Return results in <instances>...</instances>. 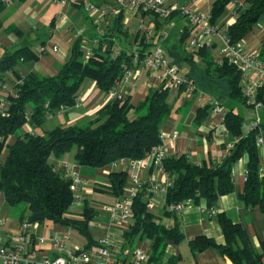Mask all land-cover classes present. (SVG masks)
I'll use <instances>...</instances> for the list:
<instances>
[{"label": "trees", "instance_id": "1", "mask_svg": "<svg viewBox=\"0 0 264 264\" xmlns=\"http://www.w3.org/2000/svg\"><path fill=\"white\" fill-rule=\"evenodd\" d=\"M8 1L11 0H0V12ZM86 1L97 10L107 13V23L100 24L101 33L94 32L96 44L87 54L81 47L82 38L75 37L67 60L55 76L28 73L21 77L15 72V66L37 61L36 55L28 47L13 51L4 49L0 58V94L5 73L12 74L16 83L12 86L13 94L0 99V157L6 152L4 160L0 162V194L7 207L24 205L29 213L27 222H50L73 229L84 239L83 248L89 249L96 242L89 236L87 224L101 213L89 208L87 200H82L79 218L70 216L69 209L75 201L70 190L71 181L54 169L49 158L58 160L73 147V159L79 167L100 169L119 160L144 158L162 146L160 127L173 112L167 102L170 87L175 86L176 99L180 103L185 85L162 81L157 89L148 90L145 97L134 106L129 97H110L84 125L55 126L42 136L31 132L17 135L18 129L25 124L32 128L40 127L57 110L74 106L85 81H92L97 90L107 95L111 90L117 91L125 72L136 69L151 53L149 48L155 47L163 50L169 64L174 65L178 72L181 66L189 68V73L183 78L193 86V93L209 92L217 101L225 99L247 105L240 93V73L226 62H213V45L197 50L184 48L183 44L193 30L192 25L182 27L168 47V40L172 36L168 34L163 39L162 32L176 18H186L178 10L162 18L139 8L136 12L140 18H146L151 27L148 30H131L123 24L124 8L118 2ZM180 1L183 5L193 0ZM236 1L211 0L206 15L207 25L218 30L221 25L216 22L224 7L229 3L234 4L233 22L221 32L229 44H240L264 16V0H243L242 4ZM96 23L98 27V21ZM8 31L21 36L20 30L15 27L8 28ZM40 51H43L42 48ZM257 57L264 62V35L260 40ZM196 62L203 66L199 73L191 69L196 68ZM192 98L186 100L183 107L189 106ZM27 105L28 111L25 109ZM208 112V105L198 106L192 123L201 124ZM241 124L242 118L231 110L223 114L220 123L222 130L230 137L240 138L217 165L207 162L195 165L185 155L166 156L160 161L161 170L170 182L163 194V209L159 214L149 212L143 199V190L139 191L131 199L129 225L121 234L123 247L133 249L135 243L148 241L150 253L147 262L159 264L165 245L183 240L175 215L177 211L168 210V206L186 203L195 205L204 200L207 208H212L219 197L233 191L232 167L243 156H246L245 173L238 200L247 209L257 207L264 216L263 182L258 174V131L252 130L241 136ZM10 137L14 138L12 144H8ZM126 179V172H113L107 176L105 183H95L92 189L120 199L127 186ZM165 217L171 221L168 226L160 223L161 218ZM215 220L221 241L217 243L203 235L193 238L187 244L192 256L212 248L231 264H261L264 243L259 244V252L253 251L239 224L232 223L223 214H216Z\"/></svg>", "mask_w": 264, "mask_h": 264}, {"label": "crops", "instance_id": "2", "mask_svg": "<svg viewBox=\"0 0 264 264\" xmlns=\"http://www.w3.org/2000/svg\"><path fill=\"white\" fill-rule=\"evenodd\" d=\"M110 1L118 2L117 0ZM242 1L237 0L236 3L242 4ZM165 2L166 4L175 6H184L190 11L206 16L211 0H193L183 5L180 0H165ZM233 8L230 17H227L224 23L221 24V30L233 22L235 15ZM105 9L107 10V8ZM101 11L104 10L88 12L79 3L70 1L64 5H61L59 0L8 1L4 9L0 12V58L4 53V49L13 51L21 47H28L36 55L37 61L27 64H17L14 68L15 72L21 77L28 73H39L49 77L55 76L60 66L68 58L69 48L75 39L74 36L76 33H79L85 40L84 51L86 54L95 46L96 39H94L93 34L94 32L99 34L98 32L101 30L99 27L101 22L99 21L104 19ZM106 19H108V15ZM96 21H98V27L95 26L97 24ZM182 21L186 23L187 19L176 18L166 27L167 31L170 29L169 35L172 33L174 27ZM123 24L125 26L128 25L131 30H135L137 28L139 29L140 24L147 25L150 22L146 18H140L139 14L134 12V10L124 7ZM186 26H190L188 22L183 27ZM10 27H15L20 30L21 36L8 31ZM258 27L257 30L253 29L241 42V46L249 52H258L260 40L264 35V27L262 25ZM193 31L194 28L188 37L192 36ZM171 36L172 38L169 40L168 47L172 45L171 41L174 36L173 34ZM217 39L216 36L212 38L213 50H216L213 53L215 56L221 47L218 41L219 39ZM215 41L220 45L217 49H215ZM52 47H55L56 50L52 51ZM41 48L43 50L42 52L40 51ZM202 69V64L196 62L197 73ZM14 83H16V80L12 74L5 73V82L1 89V94L4 96L8 94L12 95V86ZM158 86L159 84L156 81L146 74L141 73L136 79H128L119 88L118 95L121 99L129 97L131 105L134 106L145 97L148 90H155ZM209 94V92H204L203 95ZM109 98L107 94L97 90L92 81H85L78 92L74 106L65 109L61 108L46 120H56L62 126L86 124L110 100ZM202 102V95L195 93L189 106L183 107L184 102L179 103L177 109L182 110L184 116H188L189 118L186 120L187 123H183L181 117H171L170 114L164 120L160 127L162 147L167 156L185 155L195 165L202 162L217 165L229 154L230 148L240 137H230L226 134L225 137L223 136L224 138H219V135L225 131L222 130L218 116L211 113L210 110L201 124H193V114L198 106H203ZM219 103L223 105L225 112L231 110L234 113L232 109L224 107L227 104L225 99L220 100ZM249 109L255 115L254 120H257L258 125L257 135L262 140L260 144H257V153L258 168L260 169L258 174L263 182L264 193V127L262 124V122L264 123V106L256 110ZM254 120H250L244 126L241 124V136H245L248 132L252 131L249 129V124ZM173 135H175V138L171 137ZM13 141L14 138L10 137L8 144H12ZM245 163L246 156H243L233 165V191L217 199L211 208L214 215H209L204 200H200L195 205L189 203L187 206L175 212L176 219L183 233V240L176 244L167 243L159 264H231L229 260L222 257L212 248L195 256H192L188 250V242L198 236L203 235L212 238L217 243L221 241L219 227L215 220L216 214H223L232 223L239 224L245 233L250 249L256 252L260 251L259 244L264 243V216L257 207L247 209L238 200V193L241 191L244 181ZM51 164L55 170L63 174L69 173L81 178L82 183L78 193L79 201L85 200L87 197L91 198V203H88V207L97 211L102 206L110 205L118 199L93 191V184L105 183L107 176L113 172L124 171L127 174L131 172L128 164L116 163L114 166H111V164L105 168L95 169L97 175L94 177L91 170L77 166L73 156L70 157L69 153L64 154L58 160L52 159ZM139 178L143 180V199L146 202L147 210L153 214H159L164 205V195L160 189L168 181L165 174L151 166L141 172ZM83 184H85L87 189H81ZM123 195H125V190L123 191ZM78 205H80V202ZM28 215L29 213L25 207L19 211L7 207L0 194L1 239L11 245L12 241L10 240V236L17 233L20 222H26ZM160 223L163 226H168L171 221L165 217L161 218ZM87 231L93 241L96 242L97 237L103 234L109 235L113 240H119L125 230L120 222H111L106 214L101 213L100 216L88 222ZM75 234L80 236L75 230L68 227L59 226L50 222L37 224L35 229L28 230L24 238L25 251L32 252L35 256L40 257L42 255L51 256L53 251L47 241L48 236L57 238L65 247L82 249L84 243L78 245L74 236ZM36 238L43 239V245H38ZM82 240L84 241L83 238ZM90 248L94 247L92 246ZM133 248H139L150 253V243L145 240L135 243ZM261 264H264V256L261 257Z\"/></svg>", "mask_w": 264, "mask_h": 264}, {"label": "built area", "instance_id": "3", "mask_svg": "<svg viewBox=\"0 0 264 264\" xmlns=\"http://www.w3.org/2000/svg\"><path fill=\"white\" fill-rule=\"evenodd\" d=\"M75 2L79 0H59L61 5L67 2ZM119 5L128 7L132 10L142 9L147 10L159 17H166L170 12L179 11L188 16L190 25L193 26L194 31L185 42V47L191 50L201 49L207 47L212 42V38L216 36L221 42V47L217 53L216 62H226L227 65L234 67L240 73V92L243 96L245 105L256 110L264 106V62L259 60L256 53L244 51L240 44H229L220 31H215L207 26L205 18H201L184 6H175L172 4H165L164 0H117ZM84 9L88 12H94L90 4L81 0ZM116 11H113L115 13ZM149 25V29H150ZM163 39L166 37L165 31L162 32ZM52 51L56 48L52 47ZM141 73L146 74L156 82L169 81L173 84L185 85V98H188L191 91L194 89L183 77L178 76V70L174 65L169 64L164 56L161 48L155 47L148 57H145L136 69L126 71L123 80L117 87V91L111 90L108 94L112 98H120L118 95L119 88L128 80L136 79ZM261 90L260 97H256ZM203 105H208L211 108V113L218 115L221 123L223 111L214 98H204ZM257 127V120L249 124V129L254 130ZM225 136V133L220 134L219 137ZM172 138L175 135L171 136ZM162 141V137L160 134ZM257 144L261 143V138L256 140ZM163 147H159L153 152L146 155L145 158L128 161L119 160L116 163L128 164L130 173L127 174V186L125 187L126 196L119 201L102 206L100 213L107 215L110 221L118 220L124 227V230L129 225V207L131 199L141 189V180L139 174L141 171L153 166L159 171L160 160L164 157ZM260 170H258V173ZM64 177L70 179V190L74 196L79 193L80 180L76 175L64 174ZM170 184L169 181L161 187L160 191L164 194L166 187ZM181 204L169 205L168 210L179 211ZM209 215H214L213 210H208ZM36 222H20L17 233L10 236L11 245L3 241L0 237V263L1 264H149L147 262L149 253L139 248H125L122 240H113L109 235L103 234L97 237L94 248L89 249H70L54 237L48 236L47 241L53 251L51 256L42 255L35 256L32 252L25 251L24 238L29 229H35ZM39 245L43 244L44 240L36 238Z\"/></svg>", "mask_w": 264, "mask_h": 264}, {"label": "rangeland", "instance_id": "4", "mask_svg": "<svg viewBox=\"0 0 264 264\" xmlns=\"http://www.w3.org/2000/svg\"><path fill=\"white\" fill-rule=\"evenodd\" d=\"M180 4V3H179ZM234 7V4L233 3H229V4H227L225 7H224V10H223V13L221 14V16L219 17V19L217 20V25H221V24H223L224 23V21H225V19L227 18V17H230V15L232 14V8ZM136 10L137 9H134V12H136ZM182 14V13H181ZM207 15V14H206ZM185 16V15H184ZM185 19H187V17L185 18ZM188 22V24H190L189 23V21H188V19H187V21H186V23ZM260 22H261V24H260ZM185 22H180L179 24H177L175 27H174V29H173V31H172V33L171 34H173V39L175 40L176 39V37H177V35H178V30L181 28V27H183V26H185V24H186ZM148 25L149 24H147V25H143V24H140V26H139V29H144V30H148L149 28H148ZM260 25H262L263 27H264V16H262V18H260L259 19V21L253 26V28H252V30L254 29V30H257V28H259L258 26H260ZM126 26H128V25H126ZM138 29V28H137ZM136 30V29H135ZM218 30H221V28H218ZM223 30V29H222ZM221 30V31H222ZM165 33H166V36H167V32H168V34H169V32H170V29H168V31L166 30V28H165ZM82 37V36H81ZM83 38V37H82ZM170 40V39H169ZM169 40H168V42H169ZM187 40V39H186ZM186 40H185V42H186ZM218 40V39H217ZM219 41V40H218ZM185 42H184V44H183V46H184V48L186 49V50H190V49H187L186 47H185ZM220 42V41H219ZM168 44V43H167ZM215 44H216V47H215V49H217V47H219L220 45H221V42H220V45H219V43L217 42V41H215ZM256 44H257V42H256ZM213 44L211 43V45L210 46H212ZM81 46H82V44H81ZM209 46V47H210ZM209 47H206V48H209ZM151 51L153 50V48H149ZM84 50V49H83ZM213 51V53H215L216 52V50H212ZM214 56V60H213V62L215 63V64H217L216 63V57H217V55L215 56V55H213ZM193 71H194V73H197V70H196V68H191ZM189 73V68L188 67H185V66H181L180 68H179V72H178V76H180V77H183L185 74H188ZM195 90V89H194ZM176 88H175V86H172V87H170V89H169V92H168V96H167V102L170 104V106H171V110H173V112H171V117H176V118H180L181 117V119H182V122L183 123H187L186 122V120H187V118H189L188 116H184V113H183V111L182 110H180V109H177V107H178V105H179V102L176 100ZM195 93H200V94H204V92H202V91H195ZM5 98V96L3 95V94H0V99L1 100H3ZM175 99V100H174ZM181 101L182 102H185V101H183L182 99H181ZM225 101H227V104H226V106L224 105V107L225 108H228V109H232L233 111H234V113H236V114H238L241 118H242V126H244L245 124H247L250 120H254V118H255V115H254V113H253V111L251 110V109H249V108H247V107H245L244 105H242V104H240L239 102H236V101H230V100H225ZM230 106V107H229ZM25 109H26V111H28V109H29V106L27 105L26 107H25ZM174 110H176V111H174ZM259 115V114H258ZM49 118V117H48ZM59 122H57L56 120H45V122L40 126V127H37V128H32V127H29L27 124H25L22 128H20V129H18L17 130V132H16V134L17 135H21V134H23V133H25V132H31V133H33L34 135H39V136H42V135H44L47 131H49V130H51L53 127H55V126H53V125H56V126H62V124H58ZM262 124H263V127H264V123L262 122ZM84 125V124H83ZM257 131H258V128H257ZM258 138V137H257ZM74 150H75V148L73 147L72 149H71V151L69 152V156L70 157H72L73 156V154H74ZM5 155H6V152L4 151L2 154H1V157H0V162H2L3 160H4V158H5ZM52 160V158H49V161H51ZM81 168H86V169H89V170H91L92 171V173H93V176L94 177H96L95 175H97L96 174V171H95V169H93V168H89V167H81ZM91 182V181H90ZM81 189L82 190H84V189H87V187L85 186V184H83L82 186H81ZM85 200H87L89 203H91V198H89V197H87V198H85ZM24 207V205H18L17 207H13V210H15V211H19L20 209H22ZM80 211H81V205H72V207L69 209V214H70V216L71 217H73V218H79V214H80ZM75 236V238H76V240H77V244L78 245H80V244H83L84 243V241L82 240V238L80 237V236H78L77 234H75L74 235ZM127 247V246H126ZM150 264V263H149Z\"/></svg>", "mask_w": 264, "mask_h": 264}, {"label": "bare ground", "instance_id": "5", "mask_svg": "<svg viewBox=\"0 0 264 264\" xmlns=\"http://www.w3.org/2000/svg\"><path fill=\"white\" fill-rule=\"evenodd\" d=\"M84 1L87 2L86 0H84ZM75 2H76V1H75ZM77 2L82 4L81 0H79V1H77ZM164 3L166 4L165 0H164ZM88 4H89V3H88ZM82 6L84 7L83 4H82ZM92 8L94 9V11H95V10L97 11L96 8H94V7H92ZM192 12H193L194 14L198 15V16L201 17V18H205V19H206V17H207V16H203V15H201V14L195 13L194 11H192ZM101 13H102V15L104 16V19H103L102 21H99V22H101L100 24H104V25H105V24L107 23V20H108V19H106L107 13H105L104 11H101ZM182 15H185V16L187 17V19H188V16H187L186 14H183V13H182ZM188 21H189V19H188ZM189 23H190V22H189ZM149 25H150V24H149ZM149 25H148V28H149ZM207 26H208V25H207ZM99 27H100V26H99ZM208 27H209V26H208ZM209 28H210V27H209ZM215 31H220V32H222L221 30H215ZM99 32L101 33V30H100ZM75 37H81V35H80L79 33H76V35L74 36V38H75ZM81 38H82V37H81ZM188 38H189V37H188ZM188 38H187V39H188ZM186 41H187V40H186ZM84 43H85V40L82 38V39H81V44H82L81 47H82V49H84ZM211 43H212V42H211ZM211 43H210V45H211ZM210 45H209V46H210ZM209 46H207V47H209ZM159 48H160V47H159ZM161 50H162V49H161ZM190 50H191V49H190ZM244 51L249 52V51H247V50H245V49H244ZM162 52H163V50H162ZM163 54H164V52H163ZM256 54H257V52H256ZM216 58H217V57H216ZM216 63H217V62H216ZM221 63H223V62H221ZM221 63H217V64H221ZM157 83L160 84V82H157ZM240 83H241V80H240ZM193 90H194V89H193ZM193 90L191 91V93H190V95H189L188 98H185V97H184V95H185V92H184L183 95H182V98H181V99H182L183 101H186V100L190 99L191 97H193V95L195 94V93H193ZM240 93H241V92H240ZM198 95H202V98H203V99H204V98H207V97L212 98V97L209 96V95H205V96H204L203 94H200V93H198ZM241 95H242V94H241ZM203 96H204V97H203ZM215 100H216V99H215ZM216 102H217V104H219L220 107L222 108L223 113H225L224 108H223V105H222L221 103H219V101H217V100H216ZM247 106H248V105H247ZM249 107H250V106H249ZM251 108H252V107H251ZM209 110L211 111L210 106H209ZM214 115H215V114H214ZM217 116H218V115H217ZM257 128H258V125H257L256 129H254V130H257ZM224 133H225V136H226L227 133H226V132H224ZM221 134H223V133H221ZM225 136H224V137H225ZM224 137H223V138H224ZM174 138H175V137H174ZM219 138H222V137H219ZM257 139H258V138H257ZM261 141H262V140H261ZM163 154H164V157L167 156V155L165 154V152H164ZM164 157H163V158H164ZM163 158H162V159H163ZM162 159H161V160H162ZM161 160H160V161H161ZM115 164H116V162H115V163H112L111 166H114ZM159 166H160V165H159ZM159 169H160V171L162 172V170H161V166L159 167ZM259 170H260V169H259ZM143 171H144V170H143ZM143 171H141V172H143ZM141 172H140V174H141ZM162 173H163V172H162ZM140 174H139V175H140ZM77 177H78V176H77ZM78 178H79V180H80V185H81L82 180H81L80 177H78ZM140 180H141V179H140ZM142 181H143V180H141V189H140L139 191H141V190H142V187H143V183H142ZM80 185H79V187H80ZM125 196H126V194L123 195V197H125ZM123 197H122V198H123ZM74 198H75V201H74V203H73L74 205L77 206V205L79 204V202H80V205H82V203H81L82 200L79 201V196H78V194H77L76 196H74ZM122 198H121V199H122ZM121 199H118L117 201H119V200H121ZM130 203H131V202H130ZM73 204H72V205H73ZM188 204H189V203H186L185 205H182V207H185V206H187ZM71 207H72V206H71ZM182 207H181V208H182ZM209 209H211V208H208V210H209ZM211 210H212V209H211ZM114 221H118V220H113V221H111V222H114ZM36 242H37V241H36ZM37 244H38V242H37ZM38 245H39V244H38ZM41 245H43V244H41ZM67 248H68V247H67ZM70 249H80V248H70ZM82 249H83V248H82Z\"/></svg>", "mask_w": 264, "mask_h": 264}]
</instances>
